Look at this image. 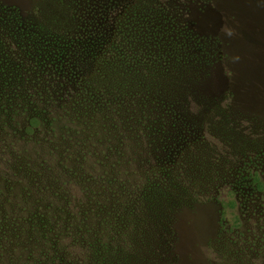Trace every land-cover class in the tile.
I'll return each mask as SVG.
<instances>
[{"label": "rangeland", "instance_id": "rangeland-1", "mask_svg": "<svg viewBox=\"0 0 264 264\" xmlns=\"http://www.w3.org/2000/svg\"><path fill=\"white\" fill-rule=\"evenodd\" d=\"M31 15L86 52L50 79L67 91L47 89L114 97L65 115L35 83L0 85V264H264V0H39ZM30 116L45 135H24Z\"/></svg>", "mask_w": 264, "mask_h": 264}, {"label": "trees", "instance_id": "trees-1", "mask_svg": "<svg viewBox=\"0 0 264 264\" xmlns=\"http://www.w3.org/2000/svg\"><path fill=\"white\" fill-rule=\"evenodd\" d=\"M37 2L39 0H32L31 8L25 11H21L18 9L6 7L0 4V85H3L4 87L16 91L17 88L14 86H22L28 83H35V85L40 87V91H38L40 94L43 92L44 94H49V100L52 104H57L59 107L63 108V113L65 115L71 114V112H75L78 116L81 113V108H88L89 110H95L98 108H103L105 106H109L111 103L110 98L114 97L113 94H64L53 91L51 89H47V86H55L59 87L61 89H64L67 91L66 84L67 82H61L56 80H50L53 78V76H57V74L61 75L62 70L69 68V67H75L78 68V63H81L82 65V54L81 49L79 48L78 44L82 41V39H77L76 37L73 39V41L68 40V37L62 42L61 37H58L56 34L52 32V30H49V27L40 22L36 23L33 16L31 15L36 7ZM24 13V14H23ZM35 27H38L40 30H42L41 35L39 37V43L36 48H29L26 45L33 42L32 36H33V29ZM60 29L62 31H68V28L64 22H60ZM51 35L52 37H55L56 40L52 42H48L44 39L46 35ZM118 34V33H117ZM127 35V33L125 32ZM72 43L75 44L71 46L70 44L66 43ZM86 41H91L90 39ZM13 43H17L13 45ZM23 45L22 48L15 49L14 54L16 55L15 58H11L4 50L11 52L12 48L10 46H19ZM44 45L54 46L53 51L50 50V48L45 47ZM9 46V47H7ZM39 48V49H38ZM22 50H27L25 54L21 55ZM36 50V51H35ZM81 50V51H80ZM84 52V51H82ZM2 53H5L3 56ZM86 53V52H84ZM29 58L30 60L25 61V59ZM84 62V61H83ZM99 72V69L96 70L95 63L94 67L91 70V74H97ZM36 75L37 76V82L32 81V77ZM85 78L84 73L80 74V77L76 79V83L73 84V87L76 89H80L82 86H84V81L82 80ZM45 79V80H44ZM87 84L90 83L89 81L86 82ZM91 84V83H90ZM93 88V87H92ZM32 90H36L35 87H32ZM62 91V90H61ZM93 92V91H92ZM251 92V91H250ZM252 93V92H251ZM255 93V92H254ZM85 95V96H84ZM64 97L66 100H69L68 102H61L64 100ZM7 123V122H6ZM23 131L24 135L36 137L37 135H45L44 130L42 129L43 120L39 116H30L29 119L23 121ZM22 122L20 124H23ZM41 129L43 132H41ZM23 138L21 137L20 140ZM11 144L8 149L5 148L1 152V156L3 159H6L8 162L9 156L11 155L9 152L12 151ZM9 151V152H8ZM74 171L77 173L76 170H73V168H69V170ZM13 188H9L8 194V200L11 201V198L13 195H15V192L12 191ZM198 206H196L197 208ZM103 214L105 212V209H102ZM16 212V211H15ZM109 213V211L107 210ZM121 211H118L116 213V216H120ZM18 214V211H17ZM99 215H97L98 217ZM124 217V215H122ZM128 218L129 221L132 220V211L130 210L126 217L124 219ZM129 226V225H128ZM116 225L115 223L107 225L106 231H108L109 234L114 235L113 232L116 231ZM97 228V224H96ZM96 228H93L94 230ZM105 229L104 227H102ZM59 232L63 234V228H58ZM89 232H92L93 230L87 229ZM34 230L31 228H22L21 229V235L23 236V239H26L31 242L36 241L38 239L37 236H35L33 233ZM74 239L72 240L74 243H70L69 249L73 246L74 249L80 250L81 241L80 238L82 234L76 232L72 234ZM39 242V241H38Z\"/></svg>", "mask_w": 264, "mask_h": 264}]
</instances>
